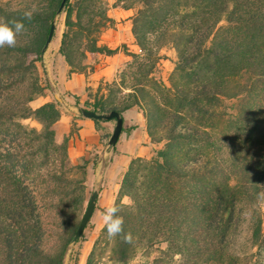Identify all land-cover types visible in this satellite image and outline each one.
<instances>
[{
	"label": "trees",
	"instance_id": "16d2710c",
	"mask_svg": "<svg viewBox=\"0 0 264 264\" xmlns=\"http://www.w3.org/2000/svg\"><path fill=\"white\" fill-rule=\"evenodd\" d=\"M103 1L63 5L58 53L67 76L91 70L87 56L116 52L97 44L112 23ZM118 2L134 11L131 34L142 58L126 71L127 86L124 79L105 82L85 108L122 114L136 107L149 141L160 147L132 158L122 175L114 205L123 235L110 239L113 260L126 264L138 248L157 246L151 264H264L259 222L249 248L230 252L242 215L264 203V0ZM59 3L35 15L46 24L39 42L17 54L0 47V264H61L79 223L87 169L98 160L86 151L72 164L74 132L57 134L58 105L29 106L43 95L34 63ZM166 45L176 54L168 87L150 76ZM123 90L126 98L116 100ZM28 118L40 128L24 126ZM86 264H99L94 249Z\"/></svg>",
	"mask_w": 264,
	"mask_h": 264
},
{
	"label": "rangeland",
	"instance_id": "374dc122",
	"mask_svg": "<svg viewBox=\"0 0 264 264\" xmlns=\"http://www.w3.org/2000/svg\"><path fill=\"white\" fill-rule=\"evenodd\" d=\"M56 0H0V17L7 20L22 21L25 30L17 36V43L14 47H3L9 51V54H17L20 48H30L42 37L46 24L44 21L37 19L35 15L49 14L54 8ZM106 15L112 20L109 27L105 28L100 34L97 35V44L106 46L109 49H116V52L110 56L97 55L94 60L87 56L85 63L91 66V70H87L84 76V84L76 92L72 93L68 90L64 92H57L52 88V83L56 82V78L68 79L71 74L67 76V66L63 58L58 53V47L61 39V34L64 31V13L63 8L60 12H56L51 20L54 22V30L50 42L45 47L43 54L40 51L39 62H35L36 74L38 83L43 87V95L35 96L29 102V106L35 109L44 103L52 102L58 105L60 110V123L57 126V134L68 133L72 130L74 133L70 138L75 140L77 130L79 129L78 120L80 116V109H86L84 102H92L97 88L99 92H103L105 82L110 83L113 80L119 82V79H124L127 86L129 78L126 71L133 70L137 63L136 61L142 58V53L135 45L134 38L131 34V18L134 13L132 9H124L118 0H104L103 1ZM35 9L32 19H24L23 13L27 10ZM50 22V23H51ZM43 47V44H42ZM41 47V48H42ZM131 54H139L137 59H133ZM158 60L152 69L151 75L157 82L163 86H169V76L173 70L176 62V54L171 45H166L157 50ZM99 76H102L99 78ZM130 79V78H129ZM98 92V94H99ZM128 90H123L122 93L116 94V100H124ZM54 94L60 99L59 103ZM233 101L225 100V106H230ZM141 113L139 109L133 107L129 110L122 112L127 128L134 127L135 122L139 118L138 114ZM113 122L108 120L106 122ZM21 123L26 127L39 129L40 125L28 118L22 120ZM98 128L100 129L99 136H102L101 144L94 148L88 149V157L96 159V166L91 169L90 165L87 169V176L85 182V193L81 203L77 219L80 220L90 193L94 187L97 186L98 194L95 200L94 209L92 214L83 228L81 235L75 243L65 247L61 264H86V259L89 253L94 249L96 255L99 256V264H119L113 260L111 254V240L105 238L102 232L104 228L100 212L109 205H114L117 199V192L120 185L122 175L125 171L119 170L117 173L111 167V156L109 153L103 154V149L107 143L112 128H105L104 122H99ZM70 143V142H69ZM69 145V144H68ZM146 146L144 153L140 157L149 158L153 155L154 150H157L160 145L145 143ZM110 149V148H108ZM100 153L102 154V164ZM71 162L72 164L77 163ZM101 165H103V172L100 176ZM100 178V181H99ZM121 202L127 203L126 198H122ZM239 221L238 228L236 229L235 236L232 240L230 252L235 255H241L249 248L250 236L254 223H260V231L264 236V203H261L256 212H246L242 215ZM163 247L164 245L161 244ZM145 250L138 248L134 257L126 264H151L153 257L159 256V252L155 249ZM264 256V254H262Z\"/></svg>",
	"mask_w": 264,
	"mask_h": 264
},
{
	"label": "crops",
	"instance_id": "0c3cea01",
	"mask_svg": "<svg viewBox=\"0 0 264 264\" xmlns=\"http://www.w3.org/2000/svg\"><path fill=\"white\" fill-rule=\"evenodd\" d=\"M102 76H99L101 78ZM84 76L82 73H71L68 79L56 78V82L52 83V88L61 93L68 90L72 93H76L81 86H83ZM122 115V114H121ZM139 118L135 122V126L127 128L122 125L123 131L119 134L117 142L110 149H103V154L109 153L111 156V167L115 173L119 170H126L129 161L134 157H140L146 146L145 143H149V138L145 130V120L141 113L138 114ZM123 118V116H122ZM124 120V118H123ZM60 119L57 122L59 125ZM104 127H113L114 121L104 122ZM79 129L75 140L69 139L67 143V156L70 162L78 160L88 149L94 148L101 144L102 136H99L100 129L98 124L92 119L81 118L78 120ZM128 129V131H127ZM70 142V143H69ZM69 144V145H68ZM100 162L102 164V154L100 153ZM100 172H103V165H101Z\"/></svg>",
	"mask_w": 264,
	"mask_h": 264
},
{
	"label": "water",
	"instance_id": "95a60500",
	"mask_svg": "<svg viewBox=\"0 0 264 264\" xmlns=\"http://www.w3.org/2000/svg\"><path fill=\"white\" fill-rule=\"evenodd\" d=\"M65 1L66 0H60L59 6L57 8V12H60V10L63 8ZM53 30H54V22H51L49 29H48L46 39H45L44 44H43V47L41 48V54H43L45 47L50 42ZM54 98L59 103H61L60 99L57 97L56 94H54ZM80 116L83 118H88V119H92V120H103V121L114 120L112 132H111L109 139H108L107 143L105 144L104 148L105 149L112 148L115 145V143L117 142V139L119 137V134L121 133L122 125H123V118L119 112H117L115 110H110L107 113H95L94 111H91L88 109H80ZM101 174H102V172H100V176H101ZM99 181H100V178H99ZM97 194H98V189L96 186L92 189V191L90 193V196L88 198V202L86 204L85 210H84V212H83V214L79 220V223L75 229L74 234L72 235L71 239L68 242V246L75 243L76 240L81 235V232H82L83 228L85 227L86 223L88 222V220L92 214V211L94 209Z\"/></svg>",
	"mask_w": 264,
	"mask_h": 264
},
{
	"label": "clouds",
	"instance_id": "9594fccd",
	"mask_svg": "<svg viewBox=\"0 0 264 264\" xmlns=\"http://www.w3.org/2000/svg\"><path fill=\"white\" fill-rule=\"evenodd\" d=\"M35 9L27 10L23 13L24 19L31 20ZM25 30L24 23L17 20H7L0 17V47H14L17 43V36ZM260 198L264 200V193L260 194ZM120 207L109 205L99 213L104 229L109 239H115L123 235V218L118 215ZM127 239V236L124 237Z\"/></svg>",
	"mask_w": 264,
	"mask_h": 264
}]
</instances>
